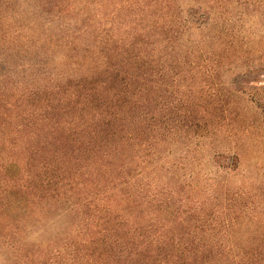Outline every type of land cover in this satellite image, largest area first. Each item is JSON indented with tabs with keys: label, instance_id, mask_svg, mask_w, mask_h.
I'll list each match as a JSON object with an SVG mask.
<instances>
[{
	"label": "trees",
	"instance_id": "trees-1",
	"mask_svg": "<svg viewBox=\"0 0 264 264\" xmlns=\"http://www.w3.org/2000/svg\"><path fill=\"white\" fill-rule=\"evenodd\" d=\"M8 2L0 46L11 43ZM40 2L71 21L70 44L88 43L103 62L78 77L0 81V264H264V224L247 238L208 236L220 225L207 226L209 200L223 196L202 199L194 183L183 192L157 178L159 116L145 95L166 63L208 56L218 22L247 14L264 26V0Z\"/></svg>",
	"mask_w": 264,
	"mask_h": 264
},
{
	"label": "rangeland",
	"instance_id": "rangeland-1",
	"mask_svg": "<svg viewBox=\"0 0 264 264\" xmlns=\"http://www.w3.org/2000/svg\"><path fill=\"white\" fill-rule=\"evenodd\" d=\"M4 15L11 43L0 46V81L34 74L78 77L102 65L88 43L70 44L65 32L71 21L40 0H9ZM230 20L209 30L208 56L184 66L166 63L167 75L153 77L145 94L147 108L159 116L153 124L165 167L157 178L183 192L186 182L194 183L202 199L223 196L209 200L216 213L210 212L207 226L237 228L228 233L219 225L207 234L221 240L247 238L248 230L264 224V26L247 14ZM228 199L236 208L229 209ZM171 212L169 221L179 214Z\"/></svg>",
	"mask_w": 264,
	"mask_h": 264
}]
</instances>
